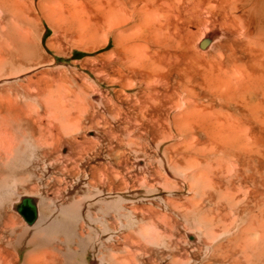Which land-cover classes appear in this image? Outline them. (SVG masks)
I'll list each match as a JSON object with an SVG mask.
<instances>
[{"label":"bare ground","instance_id":"1","mask_svg":"<svg viewBox=\"0 0 264 264\" xmlns=\"http://www.w3.org/2000/svg\"><path fill=\"white\" fill-rule=\"evenodd\" d=\"M14 4L0 0V264H264V0H54L57 44L29 69ZM74 49L96 54L78 85L49 75L48 50ZM21 191L60 195L45 216L26 195L28 226Z\"/></svg>","mask_w":264,"mask_h":264},{"label":"rangeland","instance_id":"2","mask_svg":"<svg viewBox=\"0 0 264 264\" xmlns=\"http://www.w3.org/2000/svg\"><path fill=\"white\" fill-rule=\"evenodd\" d=\"M53 1L54 0H18V1L12 0V4L15 3L13 5V11L16 10L14 11L15 13L13 12L14 14L11 17V25H13L12 30L14 33L13 40L14 42L17 43L18 46L17 51L15 52L13 57V62L16 69H22V68L29 69L38 63L41 64V51L43 50V47L48 48L49 44H51L52 46H56L57 44L56 38L58 34V29H57L58 26L56 25L57 19L54 16L55 14L49 8ZM111 49L112 47L110 45V47H108L106 51ZM73 53L74 54L72 56L62 57V56H56L53 50H48V54L56 58V64H57L52 68V70L50 69L49 75L55 77V75L59 73L60 70L62 69L64 75L67 78H69L74 84L77 83L76 85H78L79 79L72 73V68L76 67L80 71L79 73H83L81 69L83 66L81 63L85 59L96 56V54L95 55H89L87 53L85 54V52L79 49H74ZM33 78L35 82L41 81V69L36 70L35 76H33ZM91 78L94 79L95 76L92 75ZM105 88L106 87L103 85V89ZM79 169H82L81 166ZM19 193H16L12 196L11 204L17 202V200H19L21 197L31 193L32 195H35L41 199V205H40L41 216H45L51 213L53 209L52 199L58 197L56 195H60L58 191L53 192L55 195L52 194L51 196H47V197L43 196V194L41 195L39 193H33V192L28 193L26 191L25 192L21 191ZM1 211H2V207L0 206V217H1ZM12 211L14 212L15 215H17L21 219V221L24 224H26L23 221L22 217L15 210L12 209Z\"/></svg>","mask_w":264,"mask_h":264},{"label":"water","instance_id":"3","mask_svg":"<svg viewBox=\"0 0 264 264\" xmlns=\"http://www.w3.org/2000/svg\"><path fill=\"white\" fill-rule=\"evenodd\" d=\"M207 44L208 41H205L204 46ZM13 208L28 226H32L39 217V208L35 197L23 196L14 204Z\"/></svg>","mask_w":264,"mask_h":264}]
</instances>
